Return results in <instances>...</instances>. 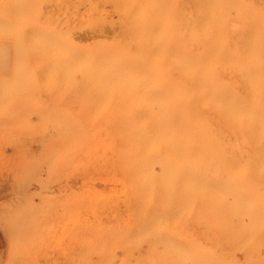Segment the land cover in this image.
I'll use <instances>...</instances> for the list:
<instances>
[{
    "label": "rangeland",
    "instance_id": "374dc122",
    "mask_svg": "<svg viewBox=\"0 0 264 264\" xmlns=\"http://www.w3.org/2000/svg\"><path fill=\"white\" fill-rule=\"evenodd\" d=\"M175 51L176 0H0V264L264 262V193H121Z\"/></svg>",
    "mask_w": 264,
    "mask_h": 264
},
{
    "label": "bare ground",
    "instance_id": "6f19581e",
    "mask_svg": "<svg viewBox=\"0 0 264 264\" xmlns=\"http://www.w3.org/2000/svg\"><path fill=\"white\" fill-rule=\"evenodd\" d=\"M174 63L175 99L126 116L121 193H264V0H176Z\"/></svg>",
    "mask_w": 264,
    "mask_h": 264
},
{
    "label": "snow or ice",
    "instance_id": "6c2138e0",
    "mask_svg": "<svg viewBox=\"0 0 264 264\" xmlns=\"http://www.w3.org/2000/svg\"><path fill=\"white\" fill-rule=\"evenodd\" d=\"M27 38H28V34H25V39H27ZM230 186H231V183H230ZM236 187L240 191L241 195H246V192H247L246 186L240 184V185H236ZM259 215L261 216L262 219H264V208H261L259 210ZM146 226L150 227L151 221H149Z\"/></svg>",
    "mask_w": 264,
    "mask_h": 264
},
{
    "label": "crops",
    "instance_id": "0c3cea01",
    "mask_svg": "<svg viewBox=\"0 0 264 264\" xmlns=\"http://www.w3.org/2000/svg\"><path fill=\"white\" fill-rule=\"evenodd\" d=\"M1 255H2V243H1V239H0V261H1Z\"/></svg>",
    "mask_w": 264,
    "mask_h": 264
}]
</instances>
